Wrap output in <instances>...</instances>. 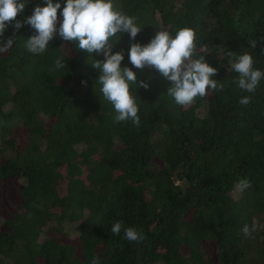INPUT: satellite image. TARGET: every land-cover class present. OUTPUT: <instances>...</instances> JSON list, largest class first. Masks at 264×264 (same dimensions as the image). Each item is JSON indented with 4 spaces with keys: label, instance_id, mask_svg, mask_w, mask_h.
Listing matches in <instances>:
<instances>
[{
    "label": "trees",
    "instance_id": "obj_1",
    "mask_svg": "<svg viewBox=\"0 0 264 264\" xmlns=\"http://www.w3.org/2000/svg\"><path fill=\"white\" fill-rule=\"evenodd\" d=\"M21 20L46 0H26ZM55 2V0H54ZM57 28L66 0H60ZM134 18V40L117 33L113 53L149 88L129 90L139 126L114 122V106L96 83L89 54L58 34L44 53L25 48L34 30L9 23L0 42V264H264V78L254 93L232 81L227 52H248L264 72V0H113ZM8 23V22H6ZM14 23V22H13ZM196 33L193 59L217 69L223 90H207L191 105L167 95L172 82L158 70L136 69L132 43L146 45L160 30ZM255 40L252 48L250 41ZM57 58L66 66L55 68ZM86 81V85L82 84ZM250 96L248 105H240ZM24 130L18 141L13 129ZM242 178L251 187L236 197ZM19 181L7 211L5 185ZM255 218L245 237L240 229ZM121 221L140 231L139 243L111 233ZM53 223L39 239L44 228ZM76 223L77 244L65 242Z\"/></svg>",
    "mask_w": 264,
    "mask_h": 264
},
{
    "label": "clouds",
    "instance_id": "obj_2",
    "mask_svg": "<svg viewBox=\"0 0 264 264\" xmlns=\"http://www.w3.org/2000/svg\"><path fill=\"white\" fill-rule=\"evenodd\" d=\"M26 0H0V36H3L9 23L15 31L28 25L34 30V34L27 37L25 48L29 53H44L49 42L56 34L64 41L74 42L76 47L84 50L91 57L92 53L103 55V60H94L92 67L98 69L100 75L96 83L101 85L100 92L108 100L117 113L114 122L131 119L134 125L139 126L140 118L137 115L138 107L129 90V82L144 89L149 88L145 80L137 79V74L127 66L121 67L124 59L123 52L113 53V45L117 33L129 34L130 40H134L141 31L134 18L122 14L114 9L113 0H66L60 13L62 19L57 28V10L61 9L60 0H46L45 6L37 5L33 13L21 20H16L17 14L24 13ZM8 22V23H6ZM14 22V23H13ZM15 35L9 37L6 42H0V53L12 48ZM196 33L192 28H180L175 36H170L166 30H160L146 45L132 43L129 49V61L136 69L143 70L146 66L154 68L163 77L172 82L167 95L174 98L178 105H191L197 96L204 97L207 90H223L221 81L212 79L217 74V69L211 67L204 56L193 59ZM252 48L256 47V41L251 40ZM229 70L238 75L232 81L236 86L248 93H254L259 82L264 78V72L253 67L254 60L250 53L227 52ZM66 66L62 58H57L55 68ZM86 81L82 84L86 85ZM250 96H242L240 105L250 103ZM251 187L247 178L239 179L234 185V192L243 193ZM258 224L253 219L251 226L245 223L240 232L245 236H251L256 231ZM124 232V239L139 243L144 239L140 231L133 227L125 228L121 221L111 226V233L119 235ZM91 264H99V260L93 257Z\"/></svg>",
    "mask_w": 264,
    "mask_h": 264
},
{
    "label": "rangeland",
    "instance_id": "obj_3",
    "mask_svg": "<svg viewBox=\"0 0 264 264\" xmlns=\"http://www.w3.org/2000/svg\"><path fill=\"white\" fill-rule=\"evenodd\" d=\"M13 136L18 140V141H22L24 139V130L22 128H20L19 126H15L13 129ZM2 183L0 184L1 187ZM20 187V183L17 180H14L13 182L6 184L5 185V202H6V212L11 210V203H18L19 202V198L17 197V192L18 189ZM239 193L234 192L233 190V195L236 197ZM53 223H49L45 228L43 233L41 234L39 239H42L45 237L44 232L47 230L48 227H50ZM76 223H72V224H65L64 225V229L67 232L66 236L61 237V239L65 242H70L73 244H77V234L78 231L76 230Z\"/></svg>",
    "mask_w": 264,
    "mask_h": 264
}]
</instances>
